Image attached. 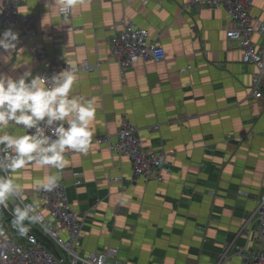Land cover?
I'll return each instance as SVG.
<instances>
[{
  "label": "crops",
  "instance_id": "1",
  "mask_svg": "<svg viewBox=\"0 0 264 264\" xmlns=\"http://www.w3.org/2000/svg\"><path fill=\"white\" fill-rule=\"evenodd\" d=\"M186 1L77 0L65 15L59 0H28L19 8L36 21L34 43L47 59L39 61L35 47L19 40L0 72L16 78L28 69L35 76L45 67H94L75 72L73 90L96 109L89 152H66L60 170L29 165L8 174L23 186L24 203L39 208L38 180L59 176L71 208L84 218V254L115 247L123 264H238L259 251L264 107L250 96L256 68L226 39L233 23L223 9L184 10ZM250 16L264 22V0L254 1ZM122 20L146 29L165 61L137 62L121 77L109 38ZM252 40L261 45L259 34ZM125 124L148 151L161 153V182L133 181L130 161L96 142L113 141ZM0 225L26 245L1 209Z\"/></svg>",
  "mask_w": 264,
  "mask_h": 264
},
{
  "label": "built area",
  "instance_id": "2",
  "mask_svg": "<svg viewBox=\"0 0 264 264\" xmlns=\"http://www.w3.org/2000/svg\"><path fill=\"white\" fill-rule=\"evenodd\" d=\"M28 0H0V33L11 28L19 33L18 40L35 47L39 61L45 62L47 53L34 43L38 33L36 21L33 18H23L19 8ZM255 0H187L184 10L199 11L200 8L223 9L227 18L233 23L226 30V39L234 41L239 47L245 63L252 64L256 72L252 75L250 96L263 104L264 107V22H255L250 16V10ZM61 3V0H59ZM69 14V13H68ZM61 15H65L62 14ZM254 34L261 37V45L253 43ZM110 59L118 66L121 77L136 64L161 63L166 59V52L156 43L149 40L146 29L136 27L132 22L122 20L119 28L109 38ZM94 69L88 64H82L75 72ZM65 70V69H64ZM63 70L43 68L40 75L52 76ZM23 130L22 128H19ZM136 129L125 124L115 139L101 137L98 144L107 143L109 149L127 158L131 163L133 181L161 182L159 170L162 165V155L158 151H148L144 143L137 137ZM6 155V154H5ZM10 172L7 173V175ZM0 175H5L0 172ZM37 195L41 199L37 222L25 221L29 231L25 236L26 245L16 241L15 235L0 225V264H123L118 257V249L109 247L105 252L82 253V224L84 218L74 211L67 199L65 188L57 183L51 191L40 187ZM26 205L20 198L14 197L10 204L14 212L17 206ZM255 215L258 221L260 248L255 256L242 255L238 264H264V198L258 204ZM36 229L55 247L57 257L46 242H41L34 232ZM47 245H46V244Z\"/></svg>",
  "mask_w": 264,
  "mask_h": 264
},
{
  "label": "clouds",
  "instance_id": "3",
  "mask_svg": "<svg viewBox=\"0 0 264 264\" xmlns=\"http://www.w3.org/2000/svg\"><path fill=\"white\" fill-rule=\"evenodd\" d=\"M76 2L61 0L59 12L68 14ZM18 38L11 28L0 33V50L7 53L0 54V63L12 60ZM77 79L70 68L50 77L33 76L30 69L16 78L0 72V172L5 173L0 175V207H6L10 197L24 199L23 186L8 172L16 174L29 165L60 170L68 163L66 152H89L96 109L92 101L73 94ZM18 127L22 134H14ZM58 180V175L49 174L38 185L51 191ZM37 208L36 201L15 208L13 225L21 236L29 231L25 221H38Z\"/></svg>",
  "mask_w": 264,
  "mask_h": 264
},
{
  "label": "water",
  "instance_id": "4",
  "mask_svg": "<svg viewBox=\"0 0 264 264\" xmlns=\"http://www.w3.org/2000/svg\"><path fill=\"white\" fill-rule=\"evenodd\" d=\"M0 209L6 214L8 215L11 219L14 218V215L12 214V211H11V206L10 204L8 203L7 201V206L6 207H0ZM34 232L36 233V235H38L44 242H46L49 246H50V249L51 251L57 256L59 257L54 245L46 238L44 237L41 233H39L37 230H34Z\"/></svg>",
  "mask_w": 264,
  "mask_h": 264
},
{
  "label": "trees",
  "instance_id": "5",
  "mask_svg": "<svg viewBox=\"0 0 264 264\" xmlns=\"http://www.w3.org/2000/svg\"><path fill=\"white\" fill-rule=\"evenodd\" d=\"M11 211H12V209H11ZM12 214H14V212L12 211ZM39 240L41 241V242H43L44 243V241L41 239V238H39ZM46 244V243H45ZM47 245V244H46ZM47 247L48 248H50L48 245H47Z\"/></svg>",
  "mask_w": 264,
  "mask_h": 264
},
{
  "label": "rangeland",
  "instance_id": "6",
  "mask_svg": "<svg viewBox=\"0 0 264 264\" xmlns=\"http://www.w3.org/2000/svg\"><path fill=\"white\" fill-rule=\"evenodd\" d=\"M9 200H11V198H9ZM49 246V245H48ZM50 247V246H49Z\"/></svg>",
  "mask_w": 264,
  "mask_h": 264
}]
</instances>
